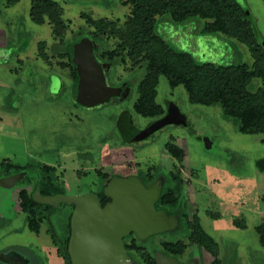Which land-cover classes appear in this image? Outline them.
I'll return each instance as SVG.
<instances>
[{
  "label": "rangeland",
  "instance_id": "1",
  "mask_svg": "<svg viewBox=\"0 0 264 264\" xmlns=\"http://www.w3.org/2000/svg\"><path fill=\"white\" fill-rule=\"evenodd\" d=\"M9 1L0 0V178L14 173L22 177L14 185L0 184V264H63L62 256L50 247L55 244L58 249L67 236L74 205L53 204L38 231L18 206L19 190L32 191L45 169L65 195H95L116 172L121 177L152 173V184L158 178L163 184L162 176L173 173L180 192L176 210L181 208V213L157 210L173 218L171 228L141 235L139 245L175 264H213L214 257L190 239V229L183 224L196 215L217 244L218 264H264L256 229L264 226V171L256 166L264 159V133L239 132L219 104L190 101L182 85L172 88L159 76L155 101L166 114L176 107L184 121L138 137L163 116L144 118L133 111L149 64L129 57L125 47L131 39L116 32L129 15V0H54L62 27L48 19L34 22L29 16L31 0ZM235 1L248 10L264 41V0ZM102 19L104 24L91 23ZM155 31L174 50L191 52L197 63L253 61L245 44L214 34L210 22L198 17L178 22L168 13L158 14ZM87 33L101 37L99 50ZM77 45L91 55L98 69L95 77L109 91L105 100L91 106L78 100L73 63ZM167 143L181 148L180 159L167 152ZM136 179L145 187V175ZM178 240L185 245L183 253L167 256L160 244Z\"/></svg>",
  "mask_w": 264,
  "mask_h": 264
},
{
  "label": "trees",
  "instance_id": "2",
  "mask_svg": "<svg viewBox=\"0 0 264 264\" xmlns=\"http://www.w3.org/2000/svg\"><path fill=\"white\" fill-rule=\"evenodd\" d=\"M17 1L10 0L9 4ZM128 3L129 15L121 29H117L116 32H120L119 34L129 41L131 39V44L125 47L129 57H139L149 64L147 74L139 84L138 97L132 106L137 115L144 118H160L166 114L165 109L155 101L158 78L164 76L172 88L182 85L190 101L205 105L219 104L223 115L236 121L239 132L264 133V41L258 37L248 10L235 0H129ZM158 7L162 9L160 12L156 11ZM60 11L58 3L54 0H31L29 16L36 23L48 19L57 27H62ZM163 13H168L173 21L178 22L194 17L205 20V23L210 22L214 34L220 33L245 44L253 58L252 63L223 65L195 62L191 52L174 50L156 33L155 17ZM181 16L185 17L178 19ZM98 22L104 24L106 20L91 21L93 24ZM111 25L115 26L114 23ZM86 36L99 50L98 40L101 37L91 33H87ZM65 55L71 58L72 53L67 50ZM253 81L260 83L255 86ZM127 117L130 123V117ZM166 149L174 158L180 159L183 155L181 148H177L173 143H167ZM256 166L264 171V159L258 160ZM22 168L17 167L18 171ZM162 177L161 193L155 202V208L156 210L166 208L168 215H173L175 212L180 214L181 208L176 210L180 194L174 185L176 177L173 173ZM153 181L152 176L144 182L145 187ZM35 190L45 197L65 195V192L49 169L43 170V173L37 176L32 191H27L25 188L19 190L18 206L26 214L29 226L37 231L39 223L51 211L52 205L35 201L33 198ZM94 197L101 206L110 200L103 189ZM71 217L72 212L68 217V234L58 248L63 264H72L67 250ZM181 222L183 223L182 220ZM183 224L190 229V239L207 249L214 257L213 264H218L217 244L203 231L198 217L194 215L192 221ZM256 229L259 233V241L264 246V226H257ZM160 246L167 256L180 255L185 248L180 240L171 243L165 241ZM123 249L131 264H156V258L141 244L139 245L138 237L134 232L124 236Z\"/></svg>",
  "mask_w": 264,
  "mask_h": 264
},
{
  "label": "water",
  "instance_id": "3",
  "mask_svg": "<svg viewBox=\"0 0 264 264\" xmlns=\"http://www.w3.org/2000/svg\"><path fill=\"white\" fill-rule=\"evenodd\" d=\"M74 50L73 63L77 69L80 85L79 102L84 106H91L105 100L109 91L104 89L102 82L97 81L99 79L95 75L98 69H95L91 55L82 45H77ZM183 121L184 116L177 108L170 107L165 116L151 124L138 137L147 135L156 127ZM21 177L20 174H15L1 178L0 184L14 185ZM161 186V178L148 188H145L135 177L114 178L104 189L110 199L104 206L89 194L45 197L35 190L33 198L43 204L53 205L65 201L74 205L67 245L72 264H131L123 249L125 235L134 232L139 238L145 233L158 229H170L173 223L172 217H167L164 212L155 209ZM156 264L175 263L172 258L158 254Z\"/></svg>",
  "mask_w": 264,
  "mask_h": 264
},
{
  "label": "flooded vegetation",
  "instance_id": "4",
  "mask_svg": "<svg viewBox=\"0 0 264 264\" xmlns=\"http://www.w3.org/2000/svg\"><path fill=\"white\" fill-rule=\"evenodd\" d=\"M122 135H123V137L125 138V140H126V138H127V135L126 134H123L122 133ZM140 134H138V136H139ZM132 138H133V135H132ZM15 174H19V173H14L13 175H15ZM138 174H143V175H145V177H146V180H148L150 177H152L153 176V174L152 173H141V172H137V173H132V174H126V176L124 175L123 177H121V176H119L118 174H117V172L116 173H114L113 175H112V179H114V178H121V179H127V178H131V177H135V178H137V175ZM13 175H7V176H4L3 178H6V177H9V176H13ZM160 177H161V175H159ZM158 176V177H159ZM152 183H150L149 185H148V187L151 185ZM148 187H145V188H148ZM95 196V195H94ZM110 201V200H109ZM108 201V202H109ZM107 202V203H108Z\"/></svg>",
  "mask_w": 264,
  "mask_h": 264
},
{
  "label": "crops",
  "instance_id": "5",
  "mask_svg": "<svg viewBox=\"0 0 264 264\" xmlns=\"http://www.w3.org/2000/svg\"><path fill=\"white\" fill-rule=\"evenodd\" d=\"M1 179V178H0ZM64 188H65V185H64ZM27 190V189H26ZM41 204H43V203H41ZM41 223V222H40ZM38 230H39V227H38ZM37 230V231H38ZM50 248H54V250L52 251V252H54V254L55 255H57V256H60V254H59V251H58V249H57V246L55 245V244H53ZM49 249V248H48Z\"/></svg>",
  "mask_w": 264,
  "mask_h": 264
}]
</instances>
